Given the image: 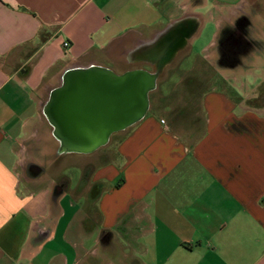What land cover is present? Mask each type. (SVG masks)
I'll use <instances>...</instances> for the list:
<instances>
[{"label": "crops", "instance_id": "0c3cea01", "mask_svg": "<svg viewBox=\"0 0 264 264\" xmlns=\"http://www.w3.org/2000/svg\"><path fill=\"white\" fill-rule=\"evenodd\" d=\"M207 5L236 57L217 66L242 73L264 42L243 0H0V264H264V105L237 86L210 79L194 134L149 111L100 163L62 153L42 115L68 69L186 59Z\"/></svg>", "mask_w": 264, "mask_h": 264}, {"label": "water", "instance_id": "95a60500", "mask_svg": "<svg viewBox=\"0 0 264 264\" xmlns=\"http://www.w3.org/2000/svg\"><path fill=\"white\" fill-rule=\"evenodd\" d=\"M157 77L145 70L119 75L100 67L66 70L42 108L60 151L92 154L111 135L139 122Z\"/></svg>", "mask_w": 264, "mask_h": 264}, {"label": "rangeland", "instance_id": "374dc122", "mask_svg": "<svg viewBox=\"0 0 264 264\" xmlns=\"http://www.w3.org/2000/svg\"><path fill=\"white\" fill-rule=\"evenodd\" d=\"M243 1L250 9L248 14L251 18L256 22L264 20V0ZM209 8L210 5H207L206 21L200 38H195L191 42L190 56L183 60L181 56L186 53L178 55L170 67L157 77L156 87L149 93L147 113L149 111L158 112L169 122H173L174 129L184 135L192 133V131L194 134V130L201 128L202 117L199 99L202 89L205 90L209 87L212 78L216 84L226 83L229 86H237L238 89L233 91L236 94L234 97L244 100L245 107L261 110L264 105V79H262L264 71H261L264 70V42L256 40L251 44L256 48V51L251 48L249 49L251 52L243 56L244 62H246L243 67H248L243 69L242 73L244 74L241 72L231 74L225 70L221 72V68L217 64L220 62L228 65L236 57L232 53H230L231 55L225 54L227 51L225 49H228L230 42H224L222 39L223 42L220 46V33L217 34V37L213 36L218 28L209 21V13L212 12L208 10ZM207 56L209 57L207 58ZM252 57L253 59L250 60ZM251 61H254L255 64H251ZM233 76L234 78H232ZM45 126L48 127V125ZM118 136L119 134L111 135L107 144L92 153L93 157H89V160L95 163L102 162L103 148L112 146ZM86 161L87 156L77 158V163L80 165H84Z\"/></svg>", "mask_w": 264, "mask_h": 264}, {"label": "flooded vegetation", "instance_id": "af4514ba", "mask_svg": "<svg viewBox=\"0 0 264 264\" xmlns=\"http://www.w3.org/2000/svg\"><path fill=\"white\" fill-rule=\"evenodd\" d=\"M223 39H225V38H223ZM228 40H229V38L225 39V41H226L227 43L230 42V41H228ZM225 41H224V42H225ZM221 43H222V42H220V46H221ZM226 50H227L228 52H227ZM225 51H226V53H225L226 55H229L230 53H232V54L234 55L235 52L233 51L232 43H231V42L229 43V47H228V49H225ZM230 55H231V54H230Z\"/></svg>", "mask_w": 264, "mask_h": 264}, {"label": "built area", "instance_id": "2783aa9c", "mask_svg": "<svg viewBox=\"0 0 264 264\" xmlns=\"http://www.w3.org/2000/svg\"><path fill=\"white\" fill-rule=\"evenodd\" d=\"M63 46H64V47H66V46H67V44H63Z\"/></svg>", "mask_w": 264, "mask_h": 264}]
</instances>
